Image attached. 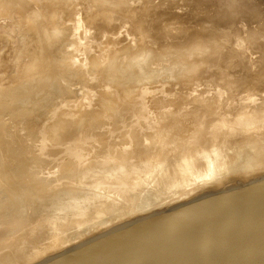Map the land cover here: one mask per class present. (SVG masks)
<instances>
[{"label":"rangeland","instance_id":"rangeland-1","mask_svg":"<svg viewBox=\"0 0 264 264\" xmlns=\"http://www.w3.org/2000/svg\"><path fill=\"white\" fill-rule=\"evenodd\" d=\"M0 1V127L8 126L0 130V166L4 163L12 175L0 168V202L6 205L0 210V234L5 235L0 236L11 235L6 241L2 238L4 249L0 250L11 261L0 257L4 260L0 264H29L35 252L45 247L44 254L52 258L53 251L63 252L146 212L169 208L207 191H230L264 180V5L260 10L259 0H242L240 8L235 0ZM239 10L243 15H238ZM64 60H70L69 64ZM66 89L74 90L72 103L62 97ZM11 112L20 114L14 117ZM153 135L157 140L144 146ZM135 141L141 147L143 143V148L134 146ZM112 151L117 152L113 157ZM13 164L22 172H15ZM15 173L21 176L13 177ZM26 175L35 181L27 182ZM43 179L46 185L39 182ZM26 189L30 194V190L24 194ZM56 196L67 200L59 205H71L57 209L54 200L60 199ZM20 235L26 237L24 241L31 239L24 242ZM17 249V253L23 251L18 254L21 261L15 260ZM76 249L68 257L81 251ZM58 258L50 264L59 262Z\"/></svg>","mask_w":264,"mask_h":264},{"label":"water","instance_id":"water-1","mask_svg":"<svg viewBox=\"0 0 264 264\" xmlns=\"http://www.w3.org/2000/svg\"><path fill=\"white\" fill-rule=\"evenodd\" d=\"M252 182L126 220L37 264L95 245L61 264H264V180Z\"/></svg>","mask_w":264,"mask_h":264},{"label":"bare ground","instance_id":"bare-ground-1","mask_svg":"<svg viewBox=\"0 0 264 264\" xmlns=\"http://www.w3.org/2000/svg\"><path fill=\"white\" fill-rule=\"evenodd\" d=\"M4 1H5V0H4ZM25 1H26V0H25ZM99 1H100V0H99ZM255 1H256V0H255ZM0 2H1V1H0ZM12 3H13V2H12ZM220 3H223V4H224V2H220ZM242 3H243L242 0H235V1H234V5H235V6H238V8L241 7ZM197 4H198V3H197ZM223 4H222V5H223ZM248 4H250V3L248 2ZM253 4H254V3H253ZM222 5H221V6H222ZM245 5H246V4H245ZM245 5H244V8H245ZM250 5H252V2H251ZM260 5H262V6L264 5V0H259V6H260ZM213 6H214V5H213ZM218 6H219V5H218ZM253 6H255V5H253ZM24 7H25V6H24ZM24 7H23V8H24ZM247 7H248V6H247ZM255 7H256V6H255ZM214 8H216V7H214ZM262 9H264V7H262ZM200 10H201V8H200ZM255 10H257V9H255ZM260 10H261V6H260ZM180 11H181V10H180ZM258 11H259V7H258ZM263 11H264V10H263ZM202 12H203V11H202ZM204 13H205V12H204ZM204 13H203V14H204ZM214 13H215V12H214ZM243 13H244V11H240V10H239L238 15H239V16H240L241 14L243 15ZM260 13H261V11H260ZM207 14H208V13H207ZM200 15H201V14H200ZM200 15H199V16H200ZM210 16H211V15H210ZM212 16H213V15H212ZM214 16H215V15H214ZM262 16H263V13H262ZM81 21H82V20H81ZM81 23H82V22H81ZM261 23H262V22H261ZM86 25H87V24H86ZM171 26H172V25H171ZM173 26H174V25H173ZM209 26H210V25H209ZM202 27H203V26H202ZM175 28H177V27H175ZM175 28H173V29H175ZM179 28H180V27H179ZM179 28H178V29H179ZM199 28H200V27H199ZM204 28H205V27H204ZM207 28H208V27H207ZM83 29H84V28H83ZM125 29H126V28H125ZM213 29H214V28H213ZM222 30H223V29H222ZM121 31H122V30H121ZM126 31H127V30H126ZM236 31H237V30H236ZM239 31H240V30H239ZM213 32H215V31H213ZM216 32H217V31H216ZM219 33H220V32H219ZM221 33H222V32H221ZM223 33H224V32H223ZM223 33H222V34H223ZM226 33H227V32H225V34H226ZM237 33L240 34V32H237ZM49 34H50V33H49ZM81 34H82V33H81ZM211 34H212V33H211ZM232 34H235V33H232ZM232 34H231V35H232ZM54 35H55V34H54ZM54 35H53V36H54ZM228 36H229V35H228ZM234 36H235V35H234ZM239 36H240V35H239ZM246 36H247V35H246ZM80 37H81V36H80ZM231 37H233V36H231ZM247 37H248V36H247ZM234 38H235V37H234ZM55 39H56V38H55ZM81 39H82V37H81ZM242 39H243V38H242ZM237 40H238V39H237ZM243 40H244V39H243ZM257 40H258V39H257ZM257 40H256V42H257ZM234 41H235V40H234ZM254 41H255V40H254ZM37 42H38V41H37ZM54 42H55V41H54ZM235 42H237V41H235ZM242 42H243V41H242ZM133 43H134V42H133ZM251 43H252V42H251ZM258 43H259V42H258ZM258 43H256V44H258ZM29 44H30V43H29ZM252 45H253V44H252ZM38 46H39V45H38ZM231 46H232V45H231ZM250 46H251V45H250ZM250 46H249V47H250ZM253 46H254V45H253ZM257 46H258V45H257ZM251 47H252V46H251ZM256 48H257V47H256ZM73 49H74V48H73ZM78 49H79V48H78ZM252 49H253V48H252ZM76 50H77V49H76ZM117 50H118V49H117ZM34 51H35V50H34ZM72 51H73V50H72ZM81 51H82V50H81ZM253 51H254V50H253ZM257 51H258V50H257ZM251 52H252V51H251ZM254 52H255V51H254ZM45 53H46V52H45ZM73 53H74V52H73ZM95 53H96V52H95ZM111 53H112V52H111ZM42 54H43V53H42ZM51 54H52V53H51ZM76 54H77V53H76ZM29 55H30V53H29ZM236 55H237V54H236ZM45 56H46V55H45ZM95 56H96V55H95ZM6 57H7V56H6ZM39 57H40V56H39ZM39 57H38V58H39ZM70 57H71V56H70ZM70 57H69V58H70ZM72 57H74V54H73ZM29 58L31 59L32 56L29 57ZM33 58H34V57H33ZM40 58H41V57H40ZM70 59H71V58H70ZM32 60H33V59H32ZM35 60H36V59H35ZM67 60H68V59H67ZM67 60H66V61L64 60V61H65V64H67V63L69 64V61H70V60H69V61H67ZM72 60H73V59H71V61H72ZM95 60H96V59H95ZM116 60H117V59H116ZM131 60H132V59H131ZM44 62H45V61H44ZM94 62H95V61H94ZM97 62H98V61H97ZM97 62H96V63H97ZM133 62H134V61H131L130 63H133ZM135 62H136V61H135ZM98 63H99V62H98ZM98 63H97V66H96V67H98ZM130 63H129V65H130ZM137 63H138V62H137ZM139 63H140V62H139ZM28 65H29V63H28ZM31 65H34V63H31ZM61 65H62V63H61ZM78 65H80V64L78 63ZM81 66H82V65H81ZM81 66H80V67H81ZM83 66H84V65H83ZM94 66H95V65H94ZM41 67H42V66H41ZM73 67H74V66H73ZM85 67H86V66H85ZM128 67H129V66L127 65V70H128V69L132 70L131 67H130V68H128ZM132 67L134 68L135 66H132ZM38 68H39V67H38ZM75 68H76V67H75ZM92 68H93V67H92ZM94 68H95V67H94ZM112 68H113V67H112ZM30 69H31V68H30ZM41 69H42V68H41ZM68 69H69V68H68ZM81 69H82V68H81ZM39 70H40V69H39ZM39 70H38V71H39ZM125 70H126V68H125ZM125 70L123 71L124 73H126ZM130 70H129V71H130ZM36 71H37V69H36ZM40 71H42V70H40ZM71 71H72V70H71ZM79 71H80V70H79ZM129 71H128V72H129ZM141 71H142V70H141ZM68 72H69V71H68ZM73 72H74V71H73ZM76 72H78V71H76ZM130 72H131V71H130ZM34 74H35V73H34ZM40 74H41V72H40ZM65 74H67V73H65ZM77 74H79V73H77ZM109 74H110V73H109ZM112 74H113V73H112ZM112 74H111V75H112ZM84 75H85V74H84ZM36 76H37V75H36ZM80 76H81V75H80ZM38 77H39V75H38ZM73 77H74V76H73ZM84 77H85V76H84ZM105 77H106V76H105ZM119 77H120V76H119ZM85 78H86V77H85ZM2 79H3V78H2ZM34 79H36V78H34ZM79 79H81V78H79ZM106 79H107V77H106ZM141 80H142V79H141ZM262 80H263V79H262ZM60 81H62V80H60ZM73 81H74V80H73ZM53 82H54V81H53ZM64 82H65V81H64ZM78 82H79V81H78ZM80 82H83V81L81 80ZM142 82H143V80H142ZM30 83H33V81L30 82ZM36 83H37V82H36ZM58 83H59V81H58ZM83 83H84V82H83ZM106 83H107V81H106ZM51 84H52V83H51ZM60 84H62V83H60ZM69 84H70V83H69ZM75 84H76V83H75ZM81 84H82V83H81ZM52 85H53V84H52ZM58 85H59V84H58ZM72 85L74 86V84H72ZM76 85H77V84H76ZM60 86H61V85H59V88H60ZM69 86H71V85H69ZM81 86H82V85H81ZM19 87H20V86H19ZM56 87H57V86H56ZM71 87H72V86H71ZM51 88H52V87H51ZM65 88H66V87H65ZM65 88L62 89V90H65ZM69 88H70V87H69ZM5 89H6V88H5ZM28 89H29V88H28ZM53 89H55L54 86H53ZM137 89H138V87H137ZM14 90H15V89H14ZM50 90H51V89H50ZM66 90H68V89H66ZM71 90H72V89H71ZM134 90H135V89H134ZM3 91H4V90H3ZM52 91H53V90H51V92H52ZM55 91H56V90H55ZM72 91H74V90H72ZM72 91H70V89H69L68 91H64L63 94H62V97H64V99L66 98L65 100L68 101V102L71 100V97H72V95H73V94H72ZM57 92H58V91H57ZM59 92H60V91H59ZM61 92H62V91H61ZM16 93H17V92H16ZM16 93H14V94H16ZM18 93H19V92H18ZM56 94H57V93H56ZM105 94H106V93H105ZM8 95H9V94H8ZM10 95H12V94H10ZM136 95H137V94H136ZM14 96H15V95H14ZM55 96H56V95H55ZM55 96H54V97H55ZM56 97H57V96H56ZM60 97H61V96H60ZM127 97H128V96H127ZM58 99H59V98H58ZM77 99H78V97H77ZM105 99H106V98H105ZM128 99H129V98H128ZM132 99H133V98H132ZM44 100H45V99H44ZM53 100H55V99H53ZM133 100H134V99H133ZM61 101H63V100H60V102H61ZM47 102H49V101H47ZM63 102H65V101H63ZM63 102H62V104H64ZM68 102H67V103H68ZM70 102L72 103V101H70ZM74 102H75V101H74ZM171 102H172V101H171ZM180 102H181V101H180ZM177 104H178V102H177ZM59 105H60V104H59ZM65 105H66V104H65ZM67 105H68V104H67ZM67 105H66V106H67ZM178 105H179V104H178ZM17 106H19V105H17ZM48 106H49V105H48ZM55 106H56V105H55ZM80 106H81V105H80ZM214 106H215V105H214ZM19 107H20V106H19ZM241 107H242V106H241ZM17 108H18V107H17ZM211 108H212V107H211ZM25 109H26V108H24V110H25ZM49 109H50V108H49ZM49 109H48V110H49ZM58 109H59V108H58ZM209 109H210V108H209ZM22 110H23V109H22ZM26 110H27V109H26ZM54 110H55V109H54ZM78 110H79V109H78ZM81 110H82V109H81ZM84 110H85V109H84ZM212 110H213V109H212ZM14 111H15V110H14ZM16 111H18V110H16ZM16 111H15V112H16ZM63 111H64V110H63ZM87 111H88V110H87ZM214 111H215V110H214ZM27 112H29V110H28ZM27 112H26V114H27ZM46 112H47V110H46ZM65 112H66V111H65ZM77 112H78V111H77ZM101 112H102V111H101ZM216 112H217V111H216ZM237 112H239V110H238ZM237 112H236V113H237ZM17 113H18V112H17ZM17 113H14V114H16V116L20 114V113H18V114H17ZM21 113H22V112H21ZM37 113H38V112H37ZM66 113H67V112H66ZM72 113H73V112H72ZM102 113H103V112H102ZM217 113H218V112H217ZM8 114H9V112H8ZM10 114H12V112H11ZM14 114H12V115H14ZM24 114H25V113H24ZM32 114H33V113H32ZM40 114H41V113H40ZM46 114H47V113H46ZM79 114H80V113H79ZM79 114H77V115H79ZM12 115H11V116H12ZM27 115H28V114H27ZM29 115H30V114H29ZM33 115H34V114H33ZM36 115H37V114H36ZM42 115H43V114H42ZM68 115L70 116L69 113H68ZM88 115H89V114H88ZM219 115H220V114H219ZM8 116H9V115H8ZM65 116H66V115H65ZM100 116H101V115H100ZM144 116H145V115H144ZM155 116H156V115H155ZM221 116H222V115H221ZM221 116H220V117H221ZM6 117H7V116H6ZM14 117H15V115H14ZM23 117H24V116H23ZM44 117H45V115H44ZM67 117H68V116H67ZM71 117H72V116H71ZM89 117H90V116H89ZM236 117H237V115H236ZM4 118H5V117H4ZM12 118H13V116H12ZM33 118H34V117H33ZM8 119H9V118H8ZM8 119H7V120H8ZM14 119H15V118H14ZM80 119H81V117H80ZM98 119H99V118H98ZM10 120H11V119H10ZM16 120H17V118H16ZM24 120H25V119H24ZM30 120H31V119H30ZM35 120H36V119H35ZM44 120H45V118H44ZM65 120H66V119H65ZM75 120H76V119H75ZM8 121H9V120H8ZM18 121H19V120H18ZM18 121H17V122H18ZM31 121H32V120H31ZM66 121H67V120H66ZM69 121H70V120H69ZM1 122L3 123V121H1ZM13 122H14V121L11 120L10 123H13ZM41 122H42V121H41ZM87 122H88V121H87ZM87 122H86V123H87ZM210 122H211V121H210ZM232 122H234V121H232ZM5 123H6V122H5ZM7 123H9V122H7ZM7 123H6V124H7ZM34 123H35V122H34ZM228 123H229V121H228ZM14 124H15V122H14ZM155 124H156V123H155ZM206 124H207V123H206ZM225 124H226V123H225ZM7 125H8V124H7ZM19 125H20V124H19ZM157 125H158V124H157ZM210 125H211V124H210ZM0 126H1V125H0ZM4 126H5V125H4ZM10 126H12V125L9 124V129H10ZM15 126H17V125H15ZM47 126H48V125H47ZM154 126H155V125H154ZM154 126H153V127H154ZM232 126H233V125H232ZM5 127H6V126H5ZM5 127H4V128H5ZM7 127H8V126H7ZM7 127H6V128H7ZM43 127H44V126H43ZM134 127H136V126H134ZM6 128H5V129H1V127H0V130H2V132H3V131L6 130ZM44 128H45V127H44ZM61 128H63V126H62ZM61 128H60V129H61ZM88 128H89V127H88ZM132 128H133V127H132ZM155 128H156V127H155ZM15 129H16V128H15ZM35 129H36V128H35ZM42 129H43V128H42ZM64 129H65V127H64ZM64 129H63V130H64ZM61 130H62V129H61ZM111 130H112V129H111ZM114 130H115V129H114ZM7 131H8V130H7ZM12 131H13V129H12ZM134 131H135V130H134ZM136 131H137V130H136ZM81 132H82V131H81ZM5 133H6V132H5ZM7 133H8V132H7ZM156 134H157V133H155V135H156ZM161 134H162V133H161ZM5 135H6V134H5ZM48 135H49V134H48ZM11 136H12V135H11ZM153 136H154V135H153ZM153 136H151L152 138H147L148 140H145V143H144V144H146V145H144V146L147 147V145H151L150 143H152V142L154 141V139L157 140L156 138H158V137L155 138V136H154V137H153ZM156 136H157V135H156ZM160 136H161V135H160ZM47 137H48V136H47ZM102 137H103V136H102ZM17 138H18V137H17ZM161 138H162V137H161ZM2 139H3V138H2ZM10 139H11V138H10ZM20 139H21V138H20ZM47 139H48V138H47ZM94 139H95V138H94ZM131 139H132V138H131ZM6 140H7V139H6ZM18 140H19V139H18ZM132 140L134 141V140H136V139H132ZM163 140H164V139H163ZM0 141H1V140H0ZM2 141H4V140H2ZM9 141H12V140H9V139H8V142H9ZM16 141H17V140H16ZM29 141H30V140H29ZM94 141H95V140H94ZM137 141H138V140H137ZM12 142H13V141H12ZM17 142H18V141H17ZM25 142H26V141H25ZM37 142H38V141H37ZM90 142H91V141H90ZM129 142H130V138H129ZM135 142H136V141H135ZM141 142H143V141L141 140ZM154 142H155V141H154ZM4 143L6 144V142H4ZM13 143H14V142H13ZM18 143H20V141H19ZM38 143H39V142H38ZM95 143H96V142H95ZM137 143H138V142H136V144H134V142H132V146H133V144H134V146H136V147L138 148L137 145H139L140 141H139L138 144H137ZM162 143H163V142H162ZM0 144H1V142H0ZM7 144H8V143H7ZM20 144H21V143H20ZM20 144H19V145H20ZM31 144H32V143H31ZM86 144H87V143H86ZM91 144H92V143H91ZM93 144H94V143H93ZM98 144H100V140H99V143L97 142V145H98ZM160 144H161V143H160ZM174 144H175V143H174ZM12 145H13V144H12ZM12 145H11V146H12ZM15 145H16V143H15ZM89 145H90V144H89ZM97 145L95 144V145H93V146L96 147ZM140 145H141V144H140ZM140 145H139V146H140ZM181 145H182V144H181ZM7 146H8V145H7ZM17 146H18V145H17ZM17 146L14 147V148H18ZM50 146H51V145H50ZM90 146H91V145H90ZM123 146H124V145H123ZM125 146H126V145H125ZM134 146H133V147H134ZM9 147H10V146H9ZM27 147H28V146H27ZM52 147H54V146H52ZM55 147H56V146H55ZM58 147H59V145H58ZM98 147H99V146H98ZM101 147H102V146H101ZM120 147H121V146H120ZM120 147H119V149H118L119 151L123 148V147H122V148L120 149ZM127 147H129L128 144H127ZM148 147H149V146H148ZM162 147H164V145L161 146V148H162ZM169 147H171V146H169ZM174 147H175V145H174ZM193 147H194V146H193ZM22 148H24V147H22ZM38 148H39V147H38ZM91 148H92V147H91ZM96 148H97V147H96ZM141 148H143V143H142V147L140 146L139 149H141ZM144 148H145V147H144ZM150 148H151V147H150ZM11 149H12V147H11ZM11 149H10V150H11ZM18 149H19V148H18ZM30 149H32V148H30ZM47 149H48V148H47ZM78 149H81V148H78ZM84 149H85V148H84ZM93 149H94V148H93ZM12 150H13V149H12ZM12 150H11V151H12ZM24 150H25V149H24ZM49 150H50V149H49ZM57 150H58V149H57ZM118 150L116 149V151H118ZM146 150H147V149H146ZM153 150H154V149H153ZM194 150H195V148H194ZM19 151H20V149H19ZM26 151H27V149H26ZM32 151H33V150H32ZM37 151H38V150H37ZM60 151H61V150H60ZM90 151H92V150H90ZM90 151H88V152H90ZM116 151H112V152H111L112 155H111V154H110V155L113 157L114 155L117 154ZM121 151H122V150H121ZM123 151H124V150H123ZM123 151H122V155H123ZM148 151H151V149L148 150ZM168 151H169V150H168ZM187 151H188V150H187ZM192 151H193V150H192ZM9 152H10V151H9ZM21 152H22V151H21ZM23 152H24V151H23ZM47 152H49V151H47ZM81 152H82V151H80V153H81ZM88 152H87V153H88ZM114 152H115V153H114ZM152 152H153V151H152ZM10 153H11V152H10ZM18 153H19V152H18ZM35 153H36V152H35ZM49 153H50V152H49ZM62 153H63V151H62ZM62 153H61V154H62ZM77 153H78V151H77ZM146 153H147V152H146ZM148 153H149V152H148ZM27 154H29V153H27ZM31 154H32V153H31ZM45 154H46V153H45ZM82 154H83V153H82ZM165 154H167V153H165ZM199 154H200V153H199ZM12 155H13V154H12ZM20 155H21V154H20ZM29 155H30V154H29ZM29 155H27V156H29ZM85 155H86V154H85ZM85 155H84V156H85ZM143 155H144V154H143ZM27 156H26V157H27ZM30 156H31V155H30ZM38 156H39V155H38ZM75 156H76V155H75ZM75 156H74V159H75ZM79 156H80V155H79ZM81 156H83V155H81ZM124 156H125V155H124ZM133 156H134V155H133ZM7 157H8V155H7ZM12 157H14V156H12ZM26 157H25V159H26ZM31 157H33V156H31ZM48 157H49V156H48ZM69 157H70V156H69ZM92 157H93V156H92ZM119 157H120V156H119ZM140 157H141V156H140ZM144 157H145V156H144ZM148 157H149V156H148ZM150 157H151V156H150ZM165 157H166V156H165ZM8 158H9V157H8ZM36 158H37V156H36ZM39 158H40V157H39ZM100 158H101V157H100ZM122 158H123V157H122ZM122 158H121V159H122ZM142 158H143V157H142ZM155 158H156V157H155ZM201 158H202V156H201ZM1 159H2V158H1ZM3 159H4V158H3ZM15 159H16V158H15ZM18 159H19V158H18ZM40 159H41V158H40ZM80 159H82V158L79 157V160H80ZM87 159H89V158H87ZM87 159H86V160H87ZM96 159H97V157H96ZM124 159H125V157L123 158V160H124ZM132 159H133V158H132ZM144 159H145V158H144ZM144 159H143V160H144ZM146 159H147V157H146ZM22 160L24 161V163L26 162L23 158H22ZM22 160H21V162H22ZM26 160H27V159H26ZM31 160H32V159H31ZM37 160H38V159H37ZM41 160H42V159H41ZM43 160H44V159H43ZM57 160H58V162L60 163L61 158H60V160H59V158H58ZM63 160H64V159H63ZM68 160L70 161V159H68ZM76 160H77V159H76ZM76 160H75V161H76ZM83 160H84V159H83ZM152 160H153V159H152ZM205 160H206V159H205ZM1 161H2V160H1ZM12 161H13V160H12ZM14 161H15V160H14ZM39 161H40V160H39ZM69 161H68V162H69ZM117 161H118V159H117ZM119 161H120V160H119ZM121 161H122V160H121ZM198 161H199V160H198ZM37 162H38V161H37ZM64 162H65V161H64ZM94 162H95V161H94ZM99 162H100V161H99ZM99 162H98V163H99ZM123 162H124V161H123ZM123 162H122V163H123ZM6 163H7V162H6ZM15 163H16V162H15ZM22 163H23V162H22ZM22 163H21V164H22ZM40 163H42V162H40ZM51 163H52V162H51ZM76 163H79V162H76ZM76 163H75V164H76ZM82 163H83V162H82ZM154 163H155V162H154ZM7 164H8V163H7ZM16 164H17V163H16ZM18 164H19L18 167H19L21 170L24 169L23 167H22V168L20 167L21 164H20L19 162H18ZM53 164H55V163L53 162ZM57 164H58V163H57ZM89 164H90V163H89ZM101 164H102V163H101ZM118 164H121V163H118ZM143 164H145V163H143ZM208 164H209V163H208ZM4 165H5V164L3 163L2 168H4V167H3ZM13 165H14V168H17L16 171L14 170L15 172H19V171H21V170H18L19 168L17 167V165H16V167H15V164H13ZM22 165H23V164H22ZM39 165H40V164H39ZM80 165H81V164H80ZM198 165H199V164H198ZM11 166H12V165H11ZM30 166H31V165H30ZM37 166H38V164H37L35 167H37ZM50 166H51V165H50ZM56 166H57V165H56ZM78 166H79V165H78ZM82 166H83V165H82ZM94 166H95V165H94ZM98 166H99V165H98ZM101 166H102V165H101ZM112 166H115V165H112ZM120 166H121V165H120ZM199 166H200V165H199ZM206 166H207V165H206ZM7 167H8V166H7ZM7 167L4 168V170H2V172L4 171V173H6L7 171H9V170L7 169ZM9 167H10V166H9ZM12 167H13V166H12ZM32 167H33V166H32ZM39 167H41V165H40ZM61 167H62V166H61ZM106 167H107V166H106ZM118 167H119V166H118ZM121 167H122V166H121ZM124 167H126V166L124 165ZM212 167H213V166H212ZM212 167H211V168H212ZM0 168H1V166H0ZM2 168H1V169H2ZM33 168H34V167H33ZM33 168H32V169H33ZM37 168H38V167H37ZM37 168H36V171H38ZM49 168H51V167H49ZM86 168H87V167H86ZM97 168H98V167H97ZM11 169H12V168H11ZM11 169H10V170H11ZM32 169H31V170H32ZM34 169H35V168H34ZM88 169H89V168H88ZM101 169H102V168H101ZM111 169H112V168H111ZM124 169H125V168H124ZM127 169H128V168H127ZM214 169H215V168H214ZM5 170H7V171H5ZM12 170H13V169H12ZM75 170H76V169H75ZM85 170H86V169L83 168L82 171H85ZM125 170H126V169H125ZM36 171H35V173H33V175H34L33 177H35ZM40 171H41V170H40ZM55 171H56V168L53 170V172H55ZM86 171L88 172V170H86ZM89 171H91V170H89ZM97 171H98V170H97ZM112 171H115V170H112ZM120 171H121V170H120ZM0 172H1V171H0ZM2 172H1V173H2ZM11 172H12V171H11ZM21 172H22V171H21ZM23 172H24V171H23ZM47 172H48V171H47ZM51 172H52V171H51ZM73 172H74V171H73ZM91 172H92V171H91ZM93 172H94V171H93ZM93 172H92V173H93ZM95 172H96V171H95ZM108 172H109V171H108ZM108 172H107V173H108ZM1 173H0V174H1ZM8 173H9V176H10V171H9ZM8 173H7V175H8ZM13 173H14V172H12V174H13ZM55 173H56V172H55ZM77 173H78V172H77ZM80 173H82V172H80ZM80 173H79V175H80ZM98 173H99V171H98ZM109 173H110V172H109ZM109 173H108V174H109ZM23 174H24V173H23ZM29 174H30V173H29ZM44 174H45V172H44ZM49 174H50V173H49ZM82 174H83L82 176H84V172H83ZM89 174H90V172H89ZM105 174H106V172H105ZM111 174H112V173H111ZM213 174H214V173H213ZM16 175H17V173H15V174L13 175V177L16 176ZM27 175H28V174H27ZM27 175H26V176H27ZM52 175H54V174H52ZM59 175H60V174H59ZM112 175H113V174H112ZM114 175H115V174H114ZM19 176H21V173H20V175H18V176H16V177H19ZM30 176H31V175H30ZM30 176H29V177H30ZM64 176H65V175H64ZM77 176H78V175H77ZM98 176H99V174H98ZM103 176H104V175H103ZM7 177H8V176H7ZM10 177H12V175H11ZM27 177H28V176H27ZM29 177H28V178H29ZM53 177H54V176H53ZM55 177H56V176H55ZM55 177H54V178H55ZM58 177H60V176H58ZM72 177H73V176H72ZM109 177H110V176H109ZM206 177H207V176H206ZM213 177H214V176H213ZM8 178H9V177H8ZM8 178H7V180H8ZM25 178H26V177H25ZM25 178L22 177V180L25 179ZM28 178H26V179H28ZM38 178H39V177H38ZM76 178H77V177H76ZM200 178H202V180H203V177H200ZM200 178H199V179H200ZM208 178H209V177H208ZM13 179H14V178H13ZM30 179H31V181H30ZM47 179H48V178H47ZM47 179H46V180L43 179L42 181H39V182H43V183H45V185H46V183H47ZM49 179H50V178H49ZM56 179H57V178H56ZM74 179H75V178H74ZM9 180L12 181L11 178H10ZM51 180H53V179H51ZM57 180H59V179H57ZM57 180H56V181L54 180V184H53V186H54V185H56V186L58 185V184H55V183H57ZM60 180H61V179H60ZM82 180H83V179H82ZM0 181H1V180H0ZM13 181H14V180H13ZM15 181H16V180H15ZM19 181H21V180H19ZM19 181H18V182H19ZM33 181H35V178H34V180H32V178H29L27 182H31V183H32ZM66 181H67V180H66ZM166 181H167V179H166ZM194 181H195V180H193V182H194ZM196 181H197V178H196ZM196 181H195V182H196ZM206 181H207V180H206ZM18 182H16V183H18ZM21 182H22V181H21ZM25 182H26V180H25L23 183H25ZM36 182H37V180H36ZM39 182H37V183H39ZM58 182H60V181H58ZM62 182H63V181H62ZM72 182H73V181H72ZM162 182H163V181H162ZM164 182H165V180H164ZM193 182H192V183H193ZM201 182H202V181H201ZM1 183H2V182H1ZM1 183H0V185H1ZM12 183H13V182H12ZM14 183H15V182H14ZM14 183H13V184H14ZM19 183H20V182H19ZM31 183H30V184H31ZM43 183H42V184H43ZM65 183H66V182H65ZM30 184H29V185H30ZM39 184H40V183H39ZM59 184H60V183H59ZM204 184H205V183H204ZM214 184H215V183H214ZM214 184H213V185H214ZM21 185H22V184H21ZM33 185H34V184H33ZM43 185H44V184H43ZM163 185H166V184H163ZM182 185H183V184H182ZM14 186H16V185L14 184ZM35 186H36V185H35ZM38 186H39V185H38ZM62 186H63V184H62ZM86 186H87V185H86ZM92 186H93V185H92ZM154 186H155V185H154ZM217 186H218V185H217ZM2 187H4V186H2ZM20 187H21V186H20ZM22 187H23V185H22ZM24 187H25V186H24ZM26 187H28V186H26ZM26 187H25V188H26ZM44 187H45V186H44ZM59 187H61V186H59ZM156 187H157V186H156ZM9 188H10V186H9ZM15 188H16V187H15ZM61 188H62V187H61ZM66 188H67V187H66ZM77 188H78V187H77ZM79 188H80V187H79ZM91 188H92V187H91ZM91 188H90V189H91ZM94 188H95V187H94ZM165 188H166V187H165ZM179 188H180V187H179ZM182 188H183V187H182ZM202 188H203V187H202ZM214 188H215V187H214ZM216 188H217V187H216ZM3 189H5V187H4ZM36 189H37V188H36ZM44 189H46V188H44ZM69 189H71V188H69ZM80 189H81V188H80ZM86 189H87V188H86ZM101 189H102V188H101ZM177 189H178V188H177ZM7 190H8V189H7ZM29 190H30V189H28V190L26 189V190L24 191V194H25V192H28ZM54 190H55V189H54ZM71 190H72V189H71ZM71 190H70V191H71ZM73 190L76 191V189H73ZM81 190H82V189H81ZM70 191H69V192H70ZM87 191H88V190H87ZM164 191H165V190H164ZM215 191H216V190H215ZM4 192H5V193L7 192V194H8L9 190H8V191L5 190ZM30 192H31V190L29 191V194H30ZM39 192H40V191H39ZM84 192H85V191H84ZM88 192H90V191H88ZM99 192H100V191H99ZM99 192H98V194H99ZM35 193H36V192H35ZM40 193H41V192H40ZM49 193H50V191H49ZM92 193H93V192H92ZM192 193H193V192H192ZM7 194H4L3 196H5V195H7ZM10 194H11V193H10ZM21 194H22V193H21ZM47 194H48V193H47ZM65 194H67V193H65ZM74 194H75V193H74ZM76 195H77V194H76ZM85 195H86V194H85ZM31 196H32V195H31ZM33 196H34V195H33ZM51 196H52V195H51ZM58 196H60V195H58ZM63 196H65L66 199L68 198V197H66V195H63ZM71 196H72V195H71ZM101 196H102V195H101ZM115 196H116V195H115ZM120 196H121V195H120ZM1 197H2V196H0V199H1ZM14 197H15V198H14V202H15V204H16V201H17V199H16V198H17V195L15 194ZM19 197H20V195H19ZM26 197H28V196H26ZM42 197H43V196H42ZM73 197H74V196H73ZM108 197H109V196H108ZM117 197H119V196H117ZM186 197H187V196H186ZM189 197H190V196H189ZM8 198H9V195H8ZM49 198H50V197H49ZM56 198H57V200L60 199V198L57 197V196H56ZM65 198H64V200L61 198L62 200L60 199V201H59V200H58V201L54 200L55 198H54L53 200H54V203H56V204H58L57 202L65 203V202H67V200L65 201ZM74 198H75L74 200H76V197H74ZM100 198H101V197H100ZM102 198H103V196H102ZM167 198H168V197H167ZM2 199H3V198H2ZM15 199H16V201H15ZM36 199H37V198H36ZM68 199H69V198H68ZM70 199H71V198H70ZM122 199H123V198H122ZM129 199H130V198H129ZM19 200H20V199H19ZM25 200H28V199H25ZM31 200H32V199H31ZM74 200H73V201H74ZM78 200H79V199H78ZM127 200H128V199H127ZM165 200H166V199H165ZM34 201L36 202V200H34ZM51 201H52V200H51ZM55 201H56V202H55ZM61 201H65V202H61ZM69 201H70V200H69ZM112 201H113V200H112ZM17 202H18V201H17ZM19 202H20V201H19ZM31 202H32V201H31ZM76 202H77V201H76ZM113 202H115V200H114ZM119 202H120V201H119ZM127 202H128V201L125 200V203H126V204H127ZM158 202H159V201H158ZM172 202H173V201H172ZM180 202H181V201H180ZM1 203H2V202H0V210H1V208L3 209V206H4V205H1ZM5 203L7 204V202H5ZM12 203H13V202H12ZM22 203H24V202H22ZM32 203H33V202H32ZM38 203H39V202H38ZM50 203H51V202H50ZM132 203H134V202H132ZM173 203H174V202H173ZM15 204H14V205H15ZM17 204H19V203H17ZM51 204H52V203H51ZM65 204H66V203H65ZM65 204H63L65 207H66V206H69V204L71 205V203H69V202L67 203V205H65ZM116 204H117V203H116ZM122 204H123V202H122ZM34 205H35V204H34ZM38 205H39V204H38ZM38 205H37V206H38ZM41 205H44L43 202H42ZM45 205H47V204H45ZM45 205H44V206H45ZM53 205H54V204H53ZM61 205H62V204H60V205L58 204L59 207H56V208H57V209H60V208H62V207L64 208L63 205H62V207H60ZM128 205H129V204H127V206H128ZM149 205H150V204H149ZM149 205H148V206H149ZM5 206H6V205H5ZM5 206H4V207H5ZM16 206H18V205H16ZM19 206H20V204H19ZM21 206H23V205L21 204ZM26 206H27V205H26ZM28 206H29V205H28ZM35 206H36V205H35ZM47 206H51V205L48 204ZM55 206H57V205H55ZM73 206H75V204H74ZM131 206H132V205H131ZM148 206H147V207H148ZM31 207H32V206H31ZM41 207H42V206H41ZM45 207H46V206H45ZM53 207H54V206H53ZM147 207H146V208H147ZM20 208H21V207H20ZM20 208H19V209H20ZM43 208H44V207H43ZM67 208H68V207H67ZM125 208H126V205H125ZM130 208H131V207H130ZM130 208H126V209H130ZM5 209H6V208H5ZM5 209H3V210H5ZM15 209H16V208H15ZM37 209H38V208H37ZM57 209H53L52 211L55 210V212H56ZM65 209H66V208H65ZM65 209H64V210H65ZM69 209H70V207H69ZM3 210H2V211H3ZM20 210H21V209H20ZM40 210H41V209H40ZM45 210H47V209H45ZM48 210H50V209H48ZM48 210H47V211H48ZM64 210H62V211L64 212ZM143 210H144V209H143ZM28 211H29V209H28ZM47 211H46V212H47ZM50 211H51V210H50ZM67 211H68V210H67ZM122 211H124V210H122ZM154 211H155V210H154ZM57 212H59V213H63V212H60V211H57ZM11 213H12V212H11ZM27 213H28V212H27ZM27 213H26V214H27ZM39 213H40V212H39ZM50 213H51V212H50ZM50 213H49V214H50ZM19 214H20V213H19ZM41 214H42V212H41ZM46 214H48V213H46ZM64 214H66V212H64ZM64 214H63V215H64ZM146 214H147V212H146ZM5 215H6V214H5ZM8 215H9V211H8V213H7V216H8ZM10 215H11V214H10ZM17 215H18V214H17ZM30 215H31V214H30ZM36 215H37V214H36ZM36 215H35V217H37ZM38 215H39V214H38ZM142 215H143V214H142ZM22 216H23V215H22ZM27 216H29V215H27ZM27 216H25V217H27ZM33 216H34V215H33ZM40 216H41V215H40ZM40 216H39V217H40ZM43 216H46V215H43ZM43 216H41V217H43ZM117 216H118V215H117ZM117 216H116V217H117ZM3 217H4V215H3ZM46 217H47V216H46ZM6 218H7V217H6ZM12 218H13V217H12ZM15 218H16V217H15ZM23 218H24V217H23ZM43 218H44V217H43ZM48 218H49V216H48ZM17 219H20V218H17ZM28 219H29V218H28ZM41 219H42V218H41ZM50 219H51V218H50ZM11 220H12V219H11ZM35 220H36V219H35ZM35 220H33V221H35ZM38 220H40V219L38 218ZM43 220H44V219H43ZM47 220H48V219H47ZM47 220H46V221H47ZM51 220H52V219H51ZM112 220H113V219H112ZM112 220L110 219V221H112ZM1 221H2V220H1ZM12 221H13V220H12ZM14 221H15V220H14ZM20 221H22V220H20ZM30 221H31V220H30ZM40 221H41V220H40ZM44 221H45V220H44ZM44 221H43V222H44ZM56 221H57V220H56ZM64 221H65V220H64ZM64 221H63V222H64ZM5 222H6V221H5ZM23 222H25V219L23 220ZM23 222H22V223H23ZM27 222H29V221H27ZM36 222H37V221H36ZM52 222H55V220L52 221ZM52 222H51V224H52ZM22 223H21V224H22ZM30 223L32 224V222H30ZM57 223H58V222H57ZM2 224H3V223H2ZM13 224H14V223H13ZM25 224H26V222H25ZM27 224H28V223H27ZM27 224H26L25 226H27ZM16 225H17V224H16ZM19 225H20V224H19ZM11 226H12V225H11ZM29 226H30V225H29ZM29 226H28V227H29ZM5 227H6V226H5ZM19 227H20V226H19ZM31 227H32V226H31ZM8 228H10V227H8ZM23 228H24V227H23ZM38 228H39V227H38ZM76 228H79V225H78V227H76ZM18 229H19V228H18ZM20 229L22 230V227H21ZM20 229H19V231H20ZM24 229H25V228H24ZM28 229H29V228H28ZM30 229H31V228H30ZM32 229H34V228H32ZM38 230H39V229H38ZM6 231H7V230H6ZM8 231H9V230H8ZM12 231H13V230H12ZM19 231H18V232H19ZM27 231L29 232L30 230H27ZM27 231H26V232H27ZM32 231H33V230H32ZM35 231H36V230H35ZM35 231H34V232H35ZM21 232H22V231H21ZM24 232H25V231H24ZM28 232H27V233H28ZM37 232L40 233V231H37ZM3 233H4V232H3ZM10 233H11V232H10ZM13 233H15V232H13ZM19 233H20V232H19ZM19 233H18V234H19ZM22 233H23V232H22ZM31 233H32V232H31ZM1 234H2V233H1ZM1 234H0V235H1ZM36 234H37V233H36ZM6 235H7V237H2V236H5V235H3V234H2V236H0V238H1L0 241L3 240V243H2V242L0 243V250L4 249V248H3L4 239L7 238V239H5V241H6V240L9 239V236H11V235L7 234V232H6ZM12 235H13V234H12ZM21 235H22V234H21ZM21 235H20V236H21ZM23 235L26 236L27 234H26V235L23 234ZM15 236L17 237V235H15ZM18 236H19V235H18ZM28 236H30V233L28 234ZM33 236H34V237H33ZM21 237H22V240H23V241L25 240L24 238H26V237H23V236H21ZM21 237H19V238H21ZM32 237H33L32 240L35 241L36 236H35V235H32ZM2 238H4V239H2ZM19 238H18V239H19ZM27 238L31 239L30 237H27ZM11 239H12V238H11ZM29 239L27 240L28 242H29ZM12 240H13V239H12ZM40 240H41V239H40ZM10 241H11V240H10ZM10 241H9V242H10ZM14 241H15V239H14ZM23 241L21 242L22 244H23ZM27 241H24V242H27ZM56 242H58V241H56ZM5 243H6V242H5ZM11 243H12V242H10L9 244L11 245ZM31 243H32V242H31ZM51 243H52V242H51ZM6 244H7V243H6ZM14 244H15V243H14ZM19 244H20V243H19ZM24 244H26V243H24ZM28 244H29V243H28ZM56 244H57V243H56ZM56 244H55V245H56ZM5 246L7 247V245H5ZM16 246H17V245H16ZM16 246H15V247H16ZM21 246H23V245H21ZM27 246H28V245H27ZM29 246H30V244H29ZM97 246H98V245H95V246H93V247H91V248L84 249L83 251L81 250L79 253H77V254H75V255H73V256H71V255H72V254H71V255H70L71 257H68V258H66V259H64V260H62V261L56 262L55 264H61V262H66V261H69V260L75 259V258L79 257L80 255L84 254L85 252L94 249V248L97 247ZM9 247H10V246H9ZM60 247H61V246H60ZM19 248H20V247H19ZM47 248H48V247H47ZM53 248H54V247H53ZM14 249H15V248H14ZM18 250H19V249H17L15 252L17 253ZM45 250H46V247H45V248H42V249H41L40 251H38V252H35L36 255L34 254V257L32 256V258H30V260H32V261H31V263H29V264H37V263H39V262H41V261H43V260H46V259L51 258V257L49 256L50 253H49V255H48V254H47V255L44 254V253H45ZM55 250H56V248H55ZM78 250H80V249H78ZM20 251H21V250H20ZM20 251H19V252H20ZM33 251H34V250H33ZM52 251H53V250H52ZM76 251H77V249H76ZM19 252L17 253V257H16V258H15L16 254H15V256H14L15 260H17V261H21V259L18 258V256H19L18 254H20ZM21 252H23V251H21ZM72 252H73V251H72ZM74 252H75V251H74ZM13 253H14V252H13ZM25 253H26V252H25ZM58 253H61V249H60V250L58 249V250H56V251H53L52 254H53V255H54V254L57 255ZM7 254H8V253H7ZM7 254H6V255H7ZM26 254H27V253H26ZM4 255H5V254H4ZM4 255H3V256L0 255V257L4 259ZM11 255H12V254H11ZM22 255H23V254H21V256H22ZM44 255H46V257H44ZM53 255H52V257H53ZM56 255H55V256H56ZM8 256H9V254H8ZM47 256H48V257H47ZM9 257H10V256H9ZM12 257H13V256H12ZM12 257H11V258H12ZM43 257H44V258H43ZM58 257H59L58 259L61 258L60 256H58ZM1 258H0V259H1ZM5 258L7 259V257H5ZM14 258H12V260H13ZM17 258H18V259H17ZM23 258H25V259L27 260L26 256H24V255H23ZM3 259H1V260H3ZM54 259H55V258H54ZM54 259H53V260H54ZM58 259H57V260H58ZM4 260H5V259H4ZM4 260H3V261H4ZM8 260H9V258H8L7 260H5V261H8ZM10 261H11V260H9V262H10ZM13 261H14V260H13ZM22 262H23V261H22ZM27 262H28V261H27ZM1 263H2V261H1ZM4 263L9 264V263H7V262H4ZM4 263H2V264H4ZM14 263H15V261H14ZM17 263H18V262H17ZM20 263H21V262H20ZM11 264H12V262H11ZM15 264H16V263H15Z\"/></svg>","mask_w":264,"mask_h":264}]
</instances>
